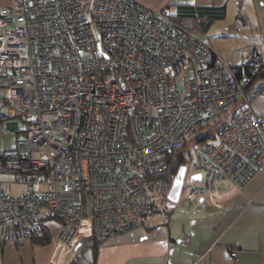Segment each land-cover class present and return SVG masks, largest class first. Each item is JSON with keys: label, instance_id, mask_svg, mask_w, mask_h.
I'll return each mask as SVG.
<instances>
[{"label": "built area", "instance_id": "1", "mask_svg": "<svg viewBox=\"0 0 264 264\" xmlns=\"http://www.w3.org/2000/svg\"><path fill=\"white\" fill-rule=\"evenodd\" d=\"M240 63L263 67L262 49L242 50ZM232 65L165 9L135 0L0 6V133L21 135L0 150V174L23 187L0 189V242L32 241L57 223L48 260L63 264L84 241L140 225L149 195L169 201L175 176L159 177L169 152L217 120L185 168L184 199L222 206L264 164L257 93L244 92Z\"/></svg>", "mask_w": 264, "mask_h": 264}, {"label": "crops", "instance_id": "2", "mask_svg": "<svg viewBox=\"0 0 264 264\" xmlns=\"http://www.w3.org/2000/svg\"><path fill=\"white\" fill-rule=\"evenodd\" d=\"M135 1L151 9H165L176 21L202 19L204 31L195 35L233 65L240 63L236 58L240 59L244 49L258 47L264 53V41L260 37L264 33V0ZM215 21L226 24L221 26L219 37L208 36ZM223 46L228 48L227 52ZM251 106L257 115L264 117V94L257 95ZM215 186L225 191L230 183L218 181ZM190 207L192 216L179 232L160 239L135 240L124 244L120 252L105 248L107 238L96 242L89 262L83 264H264V164L239 190L222 200L219 208L203 199ZM45 229L49 237L46 244L0 242V264H49L50 242L58 224L50 221ZM83 246L90 244H81L75 252ZM231 249L237 251V260L230 256ZM72 257L76 261L78 256ZM71 262L67 258L63 264Z\"/></svg>", "mask_w": 264, "mask_h": 264}, {"label": "rangeland", "instance_id": "3", "mask_svg": "<svg viewBox=\"0 0 264 264\" xmlns=\"http://www.w3.org/2000/svg\"><path fill=\"white\" fill-rule=\"evenodd\" d=\"M11 0H0V6H5L10 4ZM85 9L87 10L90 5L92 4L93 0H82ZM85 4H88L85 6ZM221 21H215L213 28L210 29L208 32V36L211 37H219L221 26H225ZM227 44V42H226ZM227 47L223 46V50L227 52ZM264 56V53H263ZM240 59L236 58V61ZM192 76V71L189 69L185 72L184 77L178 83L179 89H184V80L188 79ZM4 95V89H0V99ZM261 95V94H260ZM217 125L220 121H216ZM21 138V135H16L13 133H0V150L14 148L16 146V139ZM201 143L194 142V136L189 137L187 139V145L180 149L182 155L184 156V166L188 169L190 164L194 161V156L197 149L200 147ZM14 174L11 172H2L0 174V189L3 191L16 195L18 194L23 187L16 183H10L13 180ZM188 170L185 173L183 185L181 188L179 199L176 203L171 201H159L156 197L149 195V211L145 217V221L143 224L134 227L130 230L115 234L108 238L106 245L110 252H120L123 249V245L130 244L133 241H140V240H147V239H160L161 236H167L168 233L175 234L180 231L182 228V224L192 216V207H190L185 199L184 194L187 189L190 187V182H188ZM87 243L84 241L82 243ZM113 245H119L118 247H114ZM72 256H78L76 260V264H83L88 260L89 262L92 256V248L83 246L81 249L77 250L76 252H72L67 254L66 259H69V262L72 261ZM49 263V260H48Z\"/></svg>", "mask_w": 264, "mask_h": 264}, {"label": "trees", "instance_id": "4", "mask_svg": "<svg viewBox=\"0 0 264 264\" xmlns=\"http://www.w3.org/2000/svg\"><path fill=\"white\" fill-rule=\"evenodd\" d=\"M170 19L179 28L186 30L188 32H191L193 34L201 33L204 31L202 28V23H203L202 19L198 20V22L195 18H193V19H195V20H193L194 22L193 21L192 22L191 21H185V22L176 21L172 17H170ZM232 70L234 72L236 79L241 83V86L244 88V92L247 95H252L254 93H257V95L264 94V66L260 67L258 69V66L253 65V64L239 63L236 65H232ZM245 79H248L249 81L247 82V81H245ZM256 96H254V98ZM220 128H221V123L219 122L217 125V122L215 121V122L200 126L199 128L195 129L190 137L194 136V142L202 143V142H205L207 140L214 139L216 134L220 130ZM186 145H187V140L184 144H181L179 147H177L174 150L169 152L168 157H167L168 158L167 159V167H166L165 171L159 175V177H165V176H169V175L175 176L178 169L181 166H184V156L182 155L180 149ZM143 223H144V221L141 224H143ZM135 227H137V226H135ZM130 229H132V228H130ZM130 229H127V230H130ZM127 230H125V231H127ZM121 232H124V231L114 233L113 235L121 233ZM113 235H110L109 237H111ZM106 239H104V240H106ZM32 242L36 243V244L49 243V237H48L47 230L43 228V236L41 238H38V239H33ZM96 245H97L96 242L94 244L90 245V247L93 248L92 250H94L96 248ZM71 264H76V261H72Z\"/></svg>", "mask_w": 264, "mask_h": 264}, {"label": "water", "instance_id": "5", "mask_svg": "<svg viewBox=\"0 0 264 264\" xmlns=\"http://www.w3.org/2000/svg\"><path fill=\"white\" fill-rule=\"evenodd\" d=\"M184 176H185V166H181L175 175V179L173 181L170 194L168 196L169 201L173 203H176L178 201L181 188L183 185ZM192 179H199V175H193Z\"/></svg>", "mask_w": 264, "mask_h": 264}, {"label": "clouds", "instance_id": "6", "mask_svg": "<svg viewBox=\"0 0 264 264\" xmlns=\"http://www.w3.org/2000/svg\"><path fill=\"white\" fill-rule=\"evenodd\" d=\"M185 177V176H184Z\"/></svg>", "mask_w": 264, "mask_h": 264}]
</instances>
